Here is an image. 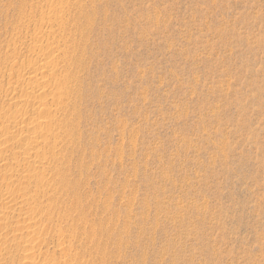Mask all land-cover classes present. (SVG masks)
Instances as JSON below:
<instances>
[{
    "label": "rangeland",
    "instance_id": "374dc122",
    "mask_svg": "<svg viewBox=\"0 0 264 264\" xmlns=\"http://www.w3.org/2000/svg\"><path fill=\"white\" fill-rule=\"evenodd\" d=\"M61 8L65 33L40 19ZM51 26L55 54H81L57 63L74 100L48 105L74 127L40 147L39 233L13 243V212L0 264H264V0H0L1 116L37 110L23 92ZM3 153L0 198L28 182Z\"/></svg>",
    "mask_w": 264,
    "mask_h": 264
},
{
    "label": "bare ground",
    "instance_id": "6f19581e",
    "mask_svg": "<svg viewBox=\"0 0 264 264\" xmlns=\"http://www.w3.org/2000/svg\"><path fill=\"white\" fill-rule=\"evenodd\" d=\"M66 2V1H65ZM69 2V1H68ZM70 6V5H69ZM64 8V7H63ZM86 8V7H85ZM63 9L61 8L59 11H56V9L52 10L51 13L49 14H45V13H42L40 17V19H44L46 20L47 18L52 22V23H57V25H59V29L62 28V31L67 30L66 27L68 26L67 25V18L65 17L64 18V15L61 13ZM65 11V10H64ZM67 11V10H66ZM65 11V12H66ZM85 11V10H84ZM82 13V12H81ZM91 16V15H90ZM76 18V17H75ZM67 19V20H66ZM37 20V19H36ZM39 20V19H38ZM43 20V21H44ZM42 21V20H41ZM91 21V20H90ZM45 23V22H43ZM50 24V23H49ZM84 24V23H83ZM55 25V24H54ZM78 24H76L77 26ZM56 26V25H55ZM42 27V26H41ZM45 27V26H44ZM39 28V27H38ZM49 28V26H48ZM48 28H39L37 29L36 34V38H38V43L41 42V43H37L38 45V48H40L41 51H39V53H37L36 55V58H35V63L34 64V67H33V70H31L28 75L26 76V81L30 82L31 85H29L28 88H25V91L23 93L27 94L28 93V97H32V99L30 100L31 102H35L33 103L34 105L36 104V108L37 110H32V111H28V112H21L17 115H14V116H11V117H7V116H1L0 115V122L2 121L3 124L6 126V131L2 134V135H5V137H3L2 140H0V153H5V152H8L10 154H8L9 156L12 155V157L14 156L15 159L19 158L18 160L20 161V163H18V167H13V168H9V172L7 173L6 172V176L9 175V177L11 176H16L19 180L21 179H27L28 182L24 183V182H20L21 184L16 187L19 194L16 195V192L15 191H7L5 194L2 195V197L0 198L1 199V204L4 206V208L2 210H0V225L1 227L4 225L6 226L8 222H10L11 218H13V212L17 211L18 212V209L19 211H22V213L19 214V220H17L16 224H17V228H16V232L14 234V239H12V241H17L18 238H23L28 236V237H31L30 235H33L32 237L36 236L38 233H39V230H37L36 228H38L37 224H38V220L36 218H38V214L36 213L35 209L32 207L33 205L37 206L38 203L41 202L42 204V199L40 198V193L41 191H44L45 189V186H46V182L43 177H39L40 173H36V169L39 168L40 170V167H42L43 165H46L45 162H46V158L52 154L55 155L56 153V150L53 151V149L50 151L47 149H44L42 150V152L40 151V147H51L57 140V138L59 137L60 133H61V130H58V129H61V127L64 125V127L68 126L69 124H67V119H61L62 122L60 121V128H54V126H51L52 122L54 121L52 116L51 115H54L53 114V110H51L50 107H48V105L50 104V106H52L51 104H55V105H58L56 107H59L60 109L61 108V105L64 104L63 102H66L68 103V101L71 99H69V94H71V90H73L71 87L72 84L70 85V82L67 78V73L66 70L68 69H65L64 72V75L65 76L64 78L62 76H60L61 73H59L61 70L58 69V59L59 57L63 58V57H67V56H71V57H80L81 54L78 55V53L76 52V50H72L73 53L70 52V50H68L69 48H66L67 50H65V48L61 51V49L58 50L59 54L56 53L55 54V51L56 50H51L52 49V45L54 43L53 39L55 40H60V38L63 36H59V33L57 34V30L55 32L53 26L50 27V29ZM68 28V27H67ZM72 28V27H71ZM81 29L78 25V28L75 29L76 31ZM61 30V29H60ZM71 30V29H70ZM34 31V30H33ZM60 32V31H59ZM72 32V31H70ZM69 32V33H70ZM65 33V31H64ZM73 33V32H72ZM76 33V32H75ZM68 34V33H67ZM63 35V34H61ZM66 35V34H65ZM86 36V35H85ZM56 37L58 39H56ZM69 37V35H68ZM35 38V39H36ZM47 39V43H44V40ZM51 38L52 41H51ZM61 38V40H62ZM44 39V40H43ZM65 39H67L65 37ZM74 39V38H73ZM69 40V39H68ZM66 40V42L68 43L69 41ZM72 41V38L70 39ZM34 43H35V40H33ZM78 43V42H77ZM56 44V43H55ZM60 45V44H58ZM34 46V47H36ZM67 46V45H66ZM59 47V46H58ZM69 47V46H67ZM37 48V49H38ZM56 48V47H55ZM61 48V47H60ZM72 48V47H71ZM74 48V47H73ZM35 49V48H34ZM34 51V50H33ZM81 51V50H80ZM69 53L73 54L70 55ZM69 54V55H68ZM34 56V55H33ZM31 57V56H30ZM70 59V58H69ZM80 59V58H79ZM33 60V58H32ZM64 60V59H63ZM31 61V60H30ZM73 61V60H72ZM61 62V61H60ZM30 64V63H29ZM33 64H30V66ZM60 64V63H59ZM31 66V67H32ZM30 67V68H31ZM65 68V67H64ZM76 68V67H75ZM63 69V67H62ZM77 71V70H76ZM66 72V74H65ZM70 72V71H69ZM63 74V73H62ZM72 74V73H71ZM24 75V74H23ZM70 75V74H68ZM23 76V77H25ZM73 77V76H71ZM70 77V78H71ZM67 78V79H66ZM23 79V78H21ZM25 79V78H24ZM72 80V78H71ZM74 80V79H73ZM20 81V79L18 80ZM23 81V80H22ZM24 82V81H23ZM18 83V82H16ZM21 84V83H20ZM24 84V83H23ZM22 84V85H23ZM37 84V85H35ZM43 84V86H42ZM52 85L54 86L55 88L57 87L58 89V92L57 89L55 92L52 91V96H51V101L49 100H45L43 99V94L45 93V89L43 90V92L41 91V86L42 88L47 86V85ZM21 85V87H23ZM38 85H41L40 87ZM54 87L51 89V86H50V89L53 90ZM20 88V85L19 83L17 85H15L12 89H11V93L13 94V97L14 95H16V91H18V89ZM20 90V89H19ZM21 92V93H22ZM10 93V92H8ZM26 96V97H27ZM48 98V97H47ZM30 99V98H28ZM69 99V100H68ZM72 100V99H71ZM74 100V99H73ZM72 100V101H73ZM27 101V100H26ZM29 101V100H28ZM71 101V102H72ZM17 102V101H16ZM15 101H13L12 103H14V105L16 104L17 106V103ZM26 103H29V102H26ZM66 103V104H67ZM19 104V102H18ZM24 104V103H23ZM61 104V105H60ZM66 104H65V107H66ZM72 104V103H70ZM69 104V105H70ZM64 106V105H63ZM62 106V107H63ZM54 107V108H56ZM64 107V108H65ZM69 107V106H68ZM67 107V108H68ZM50 108V109H49ZM71 109V108H70ZM58 110V109H57ZM64 110H68V109H63L62 111ZM52 113V114H51ZM69 113V112H68ZM44 114V115H43ZM75 116V115H74ZM73 116V117H74ZM13 117V118H12ZM71 117V116H70ZM67 118V117H66ZM70 123V122H69ZM74 123V122H73ZM4 127V126H3ZM63 127V128H64ZM70 129H72L73 131V128L74 127V124L72 125L70 123L69 125ZM68 128V127H67ZM5 129V127H4ZM2 130V129H1ZM4 131V130H3ZM2 131V132H3ZM1 132V131H0ZM50 151V152H49ZM3 153V154H4ZM6 154V155H7ZM2 155V154H1ZM5 156V155H4ZM13 157V158H14ZM17 157V158H16ZM55 157V156H54ZM57 157V155H56ZM55 159V158H54ZM2 160H0L1 162ZM52 162V161H51ZM51 162H49L48 164H50ZM2 163V162H1ZM0 163V165H1ZM49 166V165H48ZM2 166H0V169H1ZM38 167V168H37ZM44 167V166H43ZM47 167V166H45ZM44 167V168H45ZM51 167V166H50ZM50 167H48L50 169ZM56 167V166H55ZM52 168V167H51ZM54 168V167H53ZM38 170V171H39ZM54 170V169H53ZM8 171V169H7ZM58 172V171H57ZM5 173V172H4ZM10 179V178H9ZM13 179V178H11ZM10 179V181H12ZM15 179V177H14ZM16 179V180H18ZM63 179V178H62ZM7 180V179H6ZM64 180V179H63ZM60 182H61V179H60ZM57 183V182H56ZM63 183V182H62ZM9 186L12 187V184L10 185L9 182L7 183ZM34 184V185H33ZM52 184V183H51ZM59 184V183H58ZM49 185V183H48ZM32 186H35L36 187V191L33 192L32 194ZM34 187V188H35ZM47 187V186H46ZM49 187V186H48ZM50 189V188H49ZM9 190V189H8ZM13 190V189H12ZM15 190V189H14ZM48 190V189H47ZM46 190V191H47ZM34 191V190H33ZM45 191V192H46ZM15 192V193H14ZM49 192V191H48ZM22 199L21 201L19 199ZM41 199V201H39ZM26 205H29L26 207ZM40 205V204H39ZM43 205V204H42ZM47 205V204H46ZM44 206V205H43ZM40 207H38L39 209ZM42 208V207H41ZM37 209V210H38ZM51 209V208H50ZM47 210V209H46ZM52 210V209H51ZM42 211V210H41ZM48 211V210H47ZM35 214H37L35 216ZM15 219V218H14ZM30 222L31 225H26V223ZM19 224V225H18ZM22 225V226H21ZM20 226V227H19ZM41 226V225H40ZM29 227V228H27ZM32 227V228H31ZM43 228V227H42ZM41 229V227H40ZM60 233V231H58ZM62 233V232H61ZM26 235V236H24ZM95 239V238H94ZM22 240V239H21ZM25 240H28V239H25ZM34 240V239H33ZM32 240V241H33ZM13 241V243H14ZM23 241V240H22ZM21 243H17L16 246L17 247H20L21 244L24 242ZM30 241V240H29ZM92 241V240H91ZM28 242V241H27ZM64 242V241H63ZM5 243V242H3ZM2 242H0V252L2 249H5L7 248L8 249V242H7V247L5 246V244H3ZM13 243H11L10 245H12ZM34 243V242H33ZM31 243V241L29 243L26 244V241H25V250H33V252H37L35 251L36 249L38 250V248L35 249V245ZM63 244V243H62ZM19 245V246H18ZM58 245V244H57ZM66 245V244H65ZM70 245V244H69ZM68 245V246H69ZM15 247V248H17ZM11 248V247H10ZM9 248V250H11ZM14 248V247H13ZM12 248V249H13ZM6 249V250H7ZM70 250V248H69ZM8 251V250H7ZM3 252V250H2ZM5 252V251H4ZM32 252V251H31ZM9 253V251H8ZM41 253V252H40ZM39 253V254H40ZM55 253V252H54ZM72 253V252H71ZM70 253V254H71ZM77 253V252H76ZM1 254V253H0ZM46 254V253H45ZM53 254V253H52ZM48 255V254H47ZM63 257V256H62ZM47 259V258H46ZM48 260H50L48 258ZM51 261V260H50ZM66 261L68 260H65V264H66ZM59 261H57L58 263ZM56 263V261H55ZM68 263V262H67ZM71 263V262H70ZM61 264V263H60Z\"/></svg>",
    "mask_w": 264,
    "mask_h": 264
}]
</instances>
